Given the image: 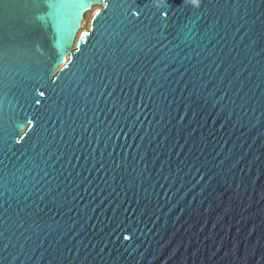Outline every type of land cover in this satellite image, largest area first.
I'll return each mask as SVG.
<instances>
[{
    "label": "water",
    "instance_id": "obj_1",
    "mask_svg": "<svg viewBox=\"0 0 264 264\" xmlns=\"http://www.w3.org/2000/svg\"><path fill=\"white\" fill-rule=\"evenodd\" d=\"M0 264H264V0H0Z\"/></svg>",
    "mask_w": 264,
    "mask_h": 264
},
{
    "label": "rangeland",
    "instance_id": "obj_2",
    "mask_svg": "<svg viewBox=\"0 0 264 264\" xmlns=\"http://www.w3.org/2000/svg\"><path fill=\"white\" fill-rule=\"evenodd\" d=\"M102 8V5H94L89 11H87L85 14H84V17H83V20L81 22V27L80 29L78 30L77 32V35L75 37V41H74V46L73 48H75V44L78 40V38L86 31L89 30L90 28V24H91V21H92V18H93V15L95 14V12L99 9Z\"/></svg>",
    "mask_w": 264,
    "mask_h": 264
},
{
    "label": "snow or ice",
    "instance_id": "obj_3",
    "mask_svg": "<svg viewBox=\"0 0 264 264\" xmlns=\"http://www.w3.org/2000/svg\"><path fill=\"white\" fill-rule=\"evenodd\" d=\"M188 4L194 9H199L202 5V0H188ZM105 7H108V5H105ZM135 14L139 15L138 10ZM65 67H67V65H65ZM44 95H45V93L43 91H39L38 96L33 97V101L36 104H39L40 103L39 97H43Z\"/></svg>",
    "mask_w": 264,
    "mask_h": 264
},
{
    "label": "bare ground",
    "instance_id": "obj_4",
    "mask_svg": "<svg viewBox=\"0 0 264 264\" xmlns=\"http://www.w3.org/2000/svg\"><path fill=\"white\" fill-rule=\"evenodd\" d=\"M89 8H90V7H89ZM84 11H85V10H84ZM84 11H83V12H84ZM63 62H66V58H65V57H64V61H63Z\"/></svg>",
    "mask_w": 264,
    "mask_h": 264
}]
</instances>
